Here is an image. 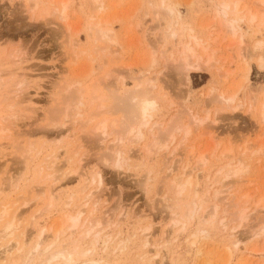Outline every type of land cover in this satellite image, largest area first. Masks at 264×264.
I'll list each match as a JSON object with an SVG mask.
<instances>
[{"label":"rangeland","instance_id":"1","mask_svg":"<svg viewBox=\"0 0 264 264\" xmlns=\"http://www.w3.org/2000/svg\"><path fill=\"white\" fill-rule=\"evenodd\" d=\"M223 1L71 0L66 29L49 0H0V118L13 126L0 135V183L6 168L14 181L0 198L25 192V236L6 235L0 221V264H54L40 254L54 243L47 225L77 214L84 186L100 195L107 223L87 236L65 224L52 250L94 249L76 264H264V47L255 49L264 0H237L226 17ZM184 44L210 67L187 71ZM137 86L155 101L139 129L122 108ZM103 120L108 136L93 129ZM48 154L61 167L51 205L39 190ZM147 233L154 246L167 236L161 256L143 246Z\"/></svg>","mask_w":264,"mask_h":264},{"label":"bare ground","instance_id":"2","mask_svg":"<svg viewBox=\"0 0 264 264\" xmlns=\"http://www.w3.org/2000/svg\"><path fill=\"white\" fill-rule=\"evenodd\" d=\"M93 1L95 3L98 0H93ZM259 1L260 0H258V3H259ZM70 2H71V0H49L50 4H55V8H53V9H55V11L59 14L58 17H60V19L62 21H64L66 23L65 25H67V26L69 24H67V22H66L67 21L66 19L68 18L66 11H67V8H68V5H69ZM260 2H261L262 5H264V1H260ZM238 5H240V3L238 4L237 0H233V1L224 0L223 2L220 3V8H221L220 9L221 10L220 13H222L223 16L226 17L227 14L231 11V13H229V14L234 15L235 12L240 11V9L237 10L238 9V7H237ZM230 6H232V7H230ZM263 11H264V9H263ZM257 12H256V14H257ZM240 13L238 15H240ZM261 13H263V15H264V12L261 11ZM252 14L255 16L254 12ZM252 14L249 15V17H251V18L248 19L250 22L254 21L253 20L254 16H252ZM258 15L260 16V14H257V16ZM235 16H237V14H235ZM242 17H243V15H242ZM239 18H241V17H239ZM263 19H264V17L262 18V21H263ZM237 20H238V17H237ZM234 25L235 24L233 22H230V21L227 22V26L229 28H231V30L234 28ZM67 28H69V26L66 27V29ZM233 31H234V29H233ZM107 32H109V30L106 31V29L103 30V31H101V30L98 31L100 37H104L105 35L108 36L109 34H106ZM75 34H77V33H75ZM233 34H234V32H233ZM172 35H174V32L172 33ZM190 36L187 35V37H189V38H190ZM188 39H187V41H188ZM192 40L193 41L195 40V41L193 42ZM190 42H193V45H199V41L197 39H195V38H191ZM255 44H254L255 45V49H257V50H262V48L264 47V42L261 43L259 41L258 43L256 42ZM184 46H185V47H183L184 51H183V53H181V55H184L183 57H181L182 60H183L182 63L184 65L183 67L187 71H195V72H197V71L204 70L206 68L205 66H207V64H208V61H204L203 63L200 62L199 58L196 56L197 54L196 55L194 54L195 51H193V48L191 47L192 44H191V46L184 44ZM203 50H205V48ZM256 59H257L256 60L257 68L259 70H262L264 68V57L262 55H260ZM207 60H209V62H210V58H208ZM207 67H210L209 64H208ZM246 67L247 66H245V68H244L245 69L244 72L246 71L245 75L247 76V74L249 72V68L248 67L246 68ZM245 80H247V78H245ZM136 88H134V90H132V91L126 92L125 97L122 98V103H123V101L125 102V104L124 103L122 104L123 105L122 108L125 109V107H126V109L128 110V111L126 110V112L129 113V115L131 116L130 118L135 119L133 121L137 120L136 123H138V124H137L136 128L139 129L140 127H143V126L147 125L148 118L150 117V113L155 108V101H153L151 98H149L144 93L140 94V92H142V91L138 90V86ZM220 94H219V96H221ZM75 97H76V95H75ZM224 97H225V94H224ZM232 97H234V96L225 97L226 99H223V101L230 103V101H232ZM120 101H121V99H120ZM97 106H96V108H97ZM259 113H260L259 115H261L262 111H260ZM94 114H95V110L91 111V113L88 114V116L86 115L87 119H85V122H82V123H91L92 119L94 118V116H96ZM13 115H14V113L12 112L11 115H8V116L9 117H13ZM6 117H5V119H6ZM260 118H262V120L264 121V113H262V117H260ZM5 119L4 118H0V135H3L1 133H5L6 134V133L10 132V130H12V128H13V126H10L8 123H5V124L3 123L2 124V121H5ZM7 119H9V118L7 117ZM132 119H130V121ZM83 121H84V119H83ZM133 123H135V122H133ZM93 129L95 131H97L101 135H107V136L109 135V133H106V120L105 121L103 120V122H101L97 126L93 127ZM138 129H136V130H138ZM64 131L66 132L67 129H63V130L57 132V135L63 133ZM138 132H139V130L137 131V133ZM186 133H188V132H186ZM5 134L3 136H5ZM72 134H74V133H72ZM6 136H7V134H6ZM139 136H141V134H139ZM76 138H78V137H76ZM78 139H77V142H78ZM79 146H80V144H79ZM28 158H29V156H28ZM56 159H57V156H55L53 154L45 155L44 157L41 158L40 164H39V167H38V173L42 176V182H44V185L39 190L44 191L45 198H46V201L48 203L47 205H51V200H53V198L58 196L57 193H56V190H57L58 186H55V184H54V180H55L54 179V173H57L60 170L61 167L57 166L58 162H56ZM23 160H24V158H23ZM23 160H22V162H23ZM119 162H121V161H119ZM0 168H3V167H0ZM5 170L6 171H4V172L6 174H5L4 179L6 180L7 184L4 185L3 182H1L0 183V191H4L5 188L7 189L8 187H11V188L14 187V185H13L14 184L13 177L11 176V174H8L7 168ZM75 173H78V172L75 171ZM238 173H239V171L236 170V171H233L232 175H237ZM82 178H83V181L88 179V174H87L86 171H83ZM89 178H90L92 184L94 183L97 186L101 185L100 172L93 171L89 175ZM4 179H2V180H4ZM184 180H182V183L184 181L183 184L187 185V186L191 182L190 178H185ZM33 192H34V190H31V193H33ZM80 194H82V198H81L82 202H80L79 205L76 207V209H77L76 210L77 211L76 215H68L66 217L65 221H63L61 223H60V221H51L47 225V229L48 230L49 229L50 230L53 229L52 230V235L54 236V243L49 244L47 247H45V249L42 252H40V254L41 253L44 254V259H43L44 261L47 260L48 263H54V264H76L77 263L76 260L79 258V257H77V254H79L81 257H86V258L89 257V256L91 257L93 255V250H94L93 248L78 249L76 247V248H73V249H70V250H67V249L52 250L53 247H55V243L57 242L56 240L59 239L60 235L64 233V227H65L66 223H68L69 228H72V229H76L78 226H80V228H84L83 229V236H87V235L91 234L94 229H97L98 227H101L102 226V222L107 223L106 220L102 219V217L97 214L100 211H102V215L107 216L106 215L107 211L103 210V207H102V205L100 203L101 202L100 201V195L97 194V195L94 196L91 193V191H89L88 189L85 188V186L81 189ZM14 195L15 196L12 195L11 197H9L7 199H4V200H1V198H0V221L3 218L5 219V222L3 224L2 232H4L6 235H8L10 233L14 234V235L17 236L18 239H21V238H23L25 236V229H22V228L20 229L19 228V226L21 225L20 224V220H21V217H22L21 215L23 214V212L20 211V203L19 202L21 201L22 198H24L25 192H23V191L21 192L20 191L19 193H16ZM84 212H86V214L84 215V218L80 219L81 215ZM174 224H178V221L177 222L174 221ZM129 236H134V234L131 233V234H129ZM95 237H97L96 234H95ZM149 237H151V233H147V234L143 235V246H145L146 248L153 247V250L155 251L154 256L155 257L161 256V250H163V247H165V242H166V237L167 236H164L163 234L160 236L159 242L161 244H159L158 246H154V245L150 244V241H149L150 238ZM94 241L95 240H92L91 245H93ZM39 243H41V242H39ZM39 243L37 242L35 244L34 248L36 250L39 247ZM17 244H18V242L15 245H17ZM121 244H123V243H121ZM121 248L124 249L123 246H120V249L118 251L121 252V250H122ZM19 250H21V248ZM147 252L148 251L145 250L142 253V256L145 257ZM3 253H4V251L0 252V257L3 255ZM36 256H38V253L36 254ZM86 262H88L89 264H97L98 261H95L92 258V259H90L89 261H86Z\"/></svg>","mask_w":264,"mask_h":264}]
</instances>
